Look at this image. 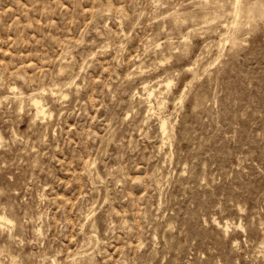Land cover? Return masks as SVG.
<instances>
[{
    "label": "rangeland",
    "instance_id": "1",
    "mask_svg": "<svg viewBox=\"0 0 264 264\" xmlns=\"http://www.w3.org/2000/svg\"><path fill=\"white\" fill-rule=\"evenodd\" d=\"M0 211V264H264V0H0Z\"/></svg>",
    "mask_w": 264,
    "mask_h": 264
},
{
    "label": "bare ground",
    "instance_id": "2",
    "mask_svg": "<svg viewBox=\"0 0 264 264\" xmlns=\"http://www.w3.org/2000/svg\"><path fill=\"white\" fill-rule=\"evenodd\" d=\"M236 1H238V0H236ZM240 3V2H239ZM239 3H237V5H236V13L238 12V4ZM233 12H234V10H233ZM237 16V15H236ZM208 47V46H207ZM62 74V73H61ZM159 81V80H158ZM171 82V80H169V81H167V84H169ZM160 85V84H159ZM14 86H16V85H14ZM141 86V85H140ZM11 88V87H10ZM44 88V87H43ZM50 88V87H49ZM57 88V87H56ZM142 88L144 89V91H146V93H147V95L148 96H150L151 95V93L153 92V90H155L153 87H151V85L149 86V83H143V85H142ZM18 89V88H17ZM45 90V89H44ZM51 90V89H50ZM53 90V89H52ZM12 91V90H11ZM19 91V90H18ZM23 92V91H22ZM155 92V91H154ZM18 93H20V92H18ZM145 93V94H146ZM10 94V93H9ZM14 94V93H13ZM37 94V93H36ZM143 94V93H142ZM153 94V93H152ZM11 95V94H10ZM16 95V94H15ZM20 95V94H19ZM135 95V94H134ZM17 96V95H16ZM148 96H145L146 98L148 97ZM28 97V96H27ZM151 97V96H150ZM145 98V99H146ZM181 98V97H180ZM3 99H4V97H3ZM41 99V98H40ZM144 99V100H145ZM147 100V99H146ZM150 101V100H149ZM33 104H34V106H35V111L37 112V114L38 115H40V114H43V115H45L46 114V110H45V107H44V104L38 99V98H33ZM151 105H149V107H150ZM149 108H147V110H148ZM154 110H152V112H153ZM149 112V111H148ZM150 114V113H149ZM42 115V116H43ZM36 116V115H35ZM37 117V116H36ZM166 120V119H165ZM165 121H163L162 122V126L164 127V125H165ZM161 124V123H160ZM162 127V128H163ZM164 129V128H163ZM163 131V130H162ZM163 137V136H162ZM166 138V137H165ZM162 141H164V140H162ZM163 143V142H162ZM0 221L2 222V223H10L12 220H11V218H9L6 214H5V212H1L0 211ZM228 221V220H227ZM229 222H226L223 226H224V230H228L227 229V227H228V224ZM2 225V224H1ZM240 225H241V223H240ZM242 226V225H241ZM263 232H264V230H263ZM263 238H264V236H263ZM262 243V242H261ZM263 243H264V239H263ZM264 247V246H263ZM55 261V260H54Z\"/></svg>",
    "mask_w": 264,
    "mask_h": 264
}]
</instances>
